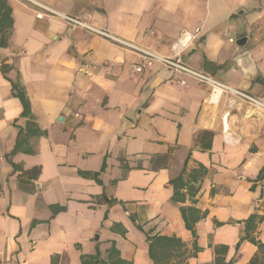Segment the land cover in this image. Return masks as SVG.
I'll list each match as a JSON object with an SVG mask.
<instances>
[{
  "label": "crops",
  "instance_id": "1",
  "mask_svg": "<svg viewBox=\"0 0 264 264\" xmlns=\"http://www.w3.org/2000/svg\"><path fill=\"white\" fill-rule=\"evenodd\" d=\"M38 4L264 103V0H0V264H264V111Z\"/></svg>",
  "mask_w": 264,
  "mask_h": 264
},
{
  "label": "built area",
  "instance_id": "2",
  "mask_svg": "<svg viewBox=\"0 0 264 264\" xmlns=\"http://www.w3.org/2000/svg\"><path fill=\"white\" fill-rule=\"evenodd\" d=\"M38 6H40L47 14L61 18L62 20H64L73 27L86 29L100 37L118 43L121 46L138 53L143 58V62L141 65L135 66L134 68L135 73H142L144 72L145 68L152 67L155 63L158 62L175 73L185 74L202 84L210 86L214 92L225 91L232 93L238 99L246 103H249L250 105L255 106L259 109H262L264 111V103L261 102L259 99L243 91L232 89L229 86L221 83L214 77L204 72L196 71L182 63L179 56L184 50L189 48L198 39L199 34L201 32L200 28H197L194 32L183 31L180 35L178 43L173 47L175 51V55L172 57H166L158 53H155L154 51H151L149 49L140 47L131 41L113 35L112 33H110L105 29H99L78 17L64 15L44 5L38 4ZM43 15L44 14L41 13L38 16L43 17Z\"/></svg>",
  "mask_w": 264,
  "mask_h": 264
},
{
  "label": "trees",
  "instance_id": "3",
  "mask_svg": "<svg viewBox=\"0 0 264 264\" xmlns=\"http://www.w3.org/2000/svg\"><path fill=\"white\" fill-rule=\"evenodd\" d=\"M19 98L21 99L23 105H24V108H25V111L24 113H28L29 111V102L27 100V98L25 97L24 94L22 93H19ZM168 241L171 242L170 239L168 238H164V237H159V238H156L154 240L151 241V245H150V255H151V258L158 264L159 263V249L165 244L167 243ZM228 264H231V263H228Z\"/></svg>",
  "mask_w": 264,
  "mask_h": 264
},
{
  "label": "water",
  "instance_id": "4",
  "mask_svg": "<svg viewBox=\"0 0 264 264\" xmlns=\"http://www.w3.org/2000/svg\"><path fill=\"white\" fill-rule=\"evenodd\" d=\"M246 41V39L244 38V39H241L240 41H239V44H241V43H243V42H245Z\"/></svg>",
  "mask_w": 264,
  "mask_h": 264
}]
</instances>
